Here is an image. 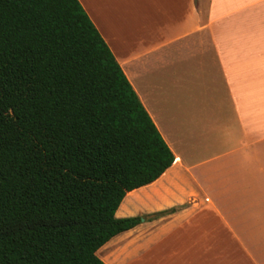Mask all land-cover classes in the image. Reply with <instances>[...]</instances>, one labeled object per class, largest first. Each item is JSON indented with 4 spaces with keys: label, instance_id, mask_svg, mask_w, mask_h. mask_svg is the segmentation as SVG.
<instances>
[{
    "label": "crops",
    "instance_id": "obj_1",
    "mask_svg": "<svg viewBox=\"0 0 264 264\" xmlns=\"http://www.w3.org/2000/svg\"><path fill=\"white\" fill-rule=\"evenodd\" d=\"M174 156L104 264H264V0H78ZM167 88L161 86V72Z\"/></svg>",
    "mask_w": 264,
    "mask_h": 264
},
{
    "label": "trees",
    "instance_id": "obj_2",
    "mask_svg": "<svg viewBox=\"0 0 264 264\" xmlns=\"http://www.w3.org/2000/svg\"><path fill=\"white\" fill-rule=\"evenodd\" d=\"M173 162L78 0H0V264H104Z\"/></svg>",
    "mask_w": 264,
    "mask_h": 264
},
{
    "label": "rangeland",
    "instance_id": "obj_3",
    "mask_svg": "<svg viewBox=\"0 0 264 264\" xmlns=\"http://www.w3.org/2000/svg\"><path fill=\"white\" fill-rule=\"evenodd\" d=\"M163 72H164V71L161 72V81H160V83H161L162 88H163L164 90H166V88H167V83H166V80H163L162 78H163L164 76L166 77L167 74H164Z\"/></svg>",
    "mask_w": 264,
    "mask_h": 264
}]
</instances>
